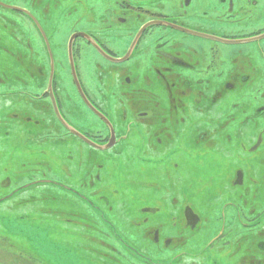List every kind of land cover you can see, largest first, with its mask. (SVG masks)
Wrapping results in <instances>:
<instances>
[{
    "label": "flooded vegetation",
    "instance_id": "1",
    "mask_svg": "<svg viewBox=\"0 0 264 264\" xmlns=\"http://www.w3.org/2000/svg\"><path fill=\"white\" fill-rule=\"evenodd\" d=\"M118 258L264 264V0H0V264Z\"/></svg>",
    "mask_w": 264,
    "mask_h": 264
},
{
    "label": "rangeland",
    "instance_id": "2",
    "mask_svg": "<svg viewBox=\"0 0 264 264\" xmlns=\"http://www.w3.org/2000/svg\"><path fill=\"white\" fill-rule=\"evenodd\" d=\"M126 240V239H125ZM128 242V241H127ZM136 258V257H135ZM79 259V258H78ZM77 260V259H76ZM169 262H172V261H170V259L168 260ZM126 262V261H125ZM127 264H128V262H126ZM113 264H125L124 263V261H123V259L122 258H118V261H117V263H115V262H113Z\"/></svg>",
    "mask_w": 264,
    "mask_h": 264
}]
</instances>
